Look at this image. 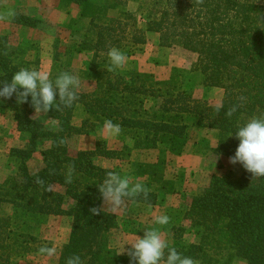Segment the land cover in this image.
Wrapping results in <instances>:
<instances>
[{
  "label": "trees",
  "instance_id": "obj_1",
  "mask_svg": "<svg viewBox=\"0 0 264 264\" xmlns=\"http://www.w3.org/2000/svg\"><path fill=\"white\" fill-rule=\"evenodd\" d=\"M61 1L76 5V24H82L69 29L82 35L65 48L64 62L54 57L50 79L69 72L68 59L84 55L87 58L79 73L91 88L78 89L79 99L72 107L61 105L60 110L54 107L45 113L50 124L36 118L30 96L22 104L15 95L0 98V112L12 113L14 128L24 139L23 146L10 148L9 155L18 163L0 182V264H15L38 252L44 245L35 227L49 215L71 218L69 236L55 264H65L74 254L84 264H130L128 254H120L111 243L112 232L118 228L116 212L110 208L99 215L90 212L93 207H106L99 185L108 171H115L150 190L146 200L141 195L126 204L156 207L166 205L168 195L184 197L185 174L168 177L166 171L168 156L182 154L192 130L216 131L214 145L205 137L193 142L205 147L210 156H234L239 145L235 132L251 117L264 116V0H203L202 4L197 0H155L140 20L128 9L116 17L108 16V10L115 6L112 0L99 4L91 0ZM11 22L34 27L38 21L15 14ZM148 32L159 35V46L178 45L197 54L188 73L198 72L203 87L223 89L219 113L218 105L194 97L193 90L184 87L187 79L178 67H172V74L165 79L128 65L108 70L110 48H118L129 58L146 42ZM26 54V50L11 48L8 36L0 34V86L10 82L21 68L28 69ZM241 96L246 99L240 101ZM238 104L242 106L227 117V110ZM79 105L85 118L75 126L73 112ZM106 119L121 126V132L131 138V146L107 149L97 141L94 149L70 154L71 135L89 134ZM62 138L64 144L59 143ZM135 150L152 151L153 158L128 160L123 172L97 163L99 157L130 158ZM35 154L41 156L39 162L30 163ZM70 164L75 165V172L68 184L65 174ZM37 177L45 181V187L35 182ZM3 203L11 205V215L1 213ZM166 211L176 220L171 225L169 247L183 256L203 263L214 260L211 254L228 251L229 258L243 259L245 264H264V177L253 178L244 168L239 174L230 170L212 173L188 204L170 205ZM124 220V232H136L138 223L131 218Z\"/></svg>",
  "mask_w": 264,
  "mask_h": 264
},
{
  "label": "rangeland",
  "instance_id": "obj_2",
  "mask_svg": "<svg viewBox=\"0 0 264 264\" xmlns=\"http://www.w3.org/2000/svg\"><path fill=\"white\" fill-rule=\"evenodd\" d=\"M94 4H99L103 0H91ZM155 0H112L113 9L108 10L107 15L110 17L118 16V13L128 9L137 20L145 17L147 7ZM158 1V0H156ZM69 2V1H68ZM8 9L14 10L15 14L28 15L35 18L38 22L36 26L29 27L16 25L11 22V19L0 20V34L7 35L10 46L13 49L26 50V61H28V69H36L49 73L54 62V57L57 56L60 63L66 60L63 56L65 48L73 41H78L82 35L81 31L70 30L69 28H77L81 26V21H78L77 7L74 4L66 3L61 0H0V12H5ZM87 20V18H85ZM82 22L84 20L82 19ZM138 23H141L138 21ZM74 24V25H73ZM32 48V49H31ZM34 48V49H33ZM87 57L77 55L72 60L68 59L67 69L73 75L78 76L81 81L79 90H89L91 87L82 79L79 73L81 63ZM197 60V54L181 48L178 45L169 47L159 46V35L156 32H148L146 42L140 45V49L133 56L127 58L126 64L131 67H136L139 71L153 74L157 79H165L172 74V67H178V70L186 76L187 83L184 87L188 90H193L192 94L196 98H204L211 105H219L224 91L221 87L202 86L200 82L202 76L198 72L188 73L189 68ZM71 62V63H70ZM177 71V73H179ZM180 77V76H178ZM181 78V77H180ZM36 118L42 123L50 124L45 113H36ZM85 118V111L79 105L73 112L72 123L75 126H80ZM12 113L9 111L0 112V182L12 171L18 163L17 159L9 155L11 147H21L24 145V139L14 128ZM103 126L96 128L91 133H75L68 139V149L70 154H75L79 150L94 149L96 142L101 141L107 149H121L123 145H132L131 138L125 133L110 137L102 131ZM191 140L188 142L184 151L179 156H168L167 176L171 177L177 173H184L186 179V191L184 197L168 195L167 203L164 206L151 207L141 203H129L116 211L118 216V228L113 230L111 243L115 249L121 253H127L130 248V243L136 236L143 237L144 231L159 229L162 232L164 239L170 243L171 240V225L176 222L173 212L169 213L166 209L170 205L188 204L189 198L193 193L199 192L207 184L208 178L212 173H223L228 170L239 174L243 171V166L238 162L235 165L229 163V157L214 158L209 155L205 147L198 144H193L194 141L201 137L208 138L210 144L214 145L217 134L214 129H201L191 131ZM39 154H35L30 163H38L40 160ZM135 158L145 159L148 161L153 158V152H140L135 150L131 153L130 158L126 159H109L99 157L97 163L108 168H114L123 172L126 169L129 161ZM119 163L125 165L118 166ZM123 168V169H122ZM1 213L5 216L11 215V205L3 203L1 205ZM158 215H167L170 217V223L163 228L154 223L155 217ZM125 218L134 219L138 225L136 232L125 233ZM189 228L188 222H186ZM71 226V218L65 215H49L42 219L39 226L35 227V233L38 235L42 245L56 247L57 252L54 257H42L38 252L31 253L24 258L16 260L15 264H55L59 249L63 243L67 241ZM188 230V229H187ZM193 240V236L189 235ZM122 253V254H124ZM228 251L220 254H211L212 261L199 260L198 264H245V260L236 257L229 258Z\"/></svg>",
  "mask_w": 264,
  "mask_h": 264
},
{
  "label": "clouds",
  "instance_id": "obj_3",
  "mask_svg": "<svg viewBox=\"0 0 264 264\" xmlns=\"http://www.w3.org/2000/svg\"><path fill=\"white\" fill-rule=\"evenodd\" d=\"M197 3L202 4L203 0H197ZM14 17V10L8 9L5 12H0V20ZM107 55L111 65L108 69L109 71L124 68L127 57L121 50L112 47L109 49ZM80 86L81 81L78 76L67 71L60 72L53 81L47 72L21 68L14 73L10 82L2 83V86H0V98L10 99L15 95L17 103L22 104L27 103L30 96L31 105L35 109V112L44 114L54 107L56 110H60L61 105L66 108L72 107L74 102L79 99L78 89ZM238 99L244 101L246 98L241 96ZM57 101L59 102L57 103ZM241 106L242 104L233 105L227 110L225 115L231 117L238 107ZM222 107V104L218 105L216 112L219 113ZM102 131L110 137H115L120 135L122 129L119 124L106 119ZM235 136L239 140V145L234 156L229 157V163L235 165L239 162L247 172L252 174L253 178L264 177V116L251 117L244 125L238 128ZM65 142L66 140L63 138L59 141L60 144H64ZM74 172L75 165H68L65 183L70 184L73 182ZM35 182L41 187H45L43 179L37 177ZM46 190H50V187ZM99 192L106 207L91 208L90 212L93 215H99L106 208H110L113 212H116L126 207L128 199H134L141 195L146 200L150 190L138 180L133 182L129 176H121L118 172L108 171L106 178L99 185ZM154 223L163 228L170 223V217L158 215L155 217ZM127 245H130V248L127 250L130 264H198L191 257L183 256L175 247H169L162 232L156 228L144 231L142 238L136 236ZM124 251L120 254L124 253ZM56 252L57 249L54 246L49 247L44 245L38 249V253L42 257H54ZM65 264H84V261L79 255L74 254L66 259Z\"/></svg>",
  "mask_w": 264,
  "mask_h": 264
}]
</instances>
